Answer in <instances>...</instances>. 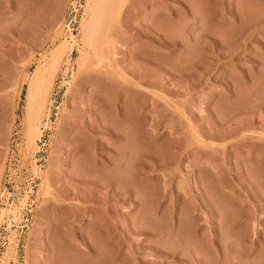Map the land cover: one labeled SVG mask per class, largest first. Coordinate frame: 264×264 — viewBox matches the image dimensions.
Segmentation results:
<instances>
[{
  "label": "rangeland",
  "instance_id": "rangeland-1",
  "mask_svg": "<svg viewBox=\"0 0 264 264\" xmlns=\"http://www.w3.org/2000/svg\"><path fill=\"white\" fill-rule=\"evenodd\" d=\"M95 1L0 0V84L5 85L0 86V264H264V0H100L97 40L114 42L109 49V71L115 90L111 97H116L115 110H120L114 122L121 135L117 134L108 147H97L95 158L103 168L97 165V169L93 168L97 172L90 167L85 173L97 177L99 189L91 184L94 191H103L109 183L120 190L131 189L134 194L130 200L109 199L104 205L93 202L96 196L89 192L96 191L92 192L86 180L78 186L82 185V195L90 196L88 200L65 196L68 190L64 187L59 190L63 184L72 185L68 163L81 153L68 151V141L74 135L65 131L69 121L66 118L77 111V118L84 116L87 121L86 102L93 101L98 106L110 96L97 83H78L84 52L91 48L85 24L91 19L88 8ZM72 47L74 51L70 53L68 48ZM100 68L106 70L104 63ZM46 69L50 86L47 80L45 85L49 87L44 85L41 89L42 97L46 94L42 98L44 112L33 120L40 134L31 139L27 130L29 79L35 70ZM125 95L129 96L128 103ZM84 103L85 115L80 110ZM115 110L107 109L113 113ZM123 110L129 114L126 116ZM139 122L145 124H141L143 129ZM128 123L131 130L126 134L123 128ZM241 126L246 127L239 130ZM217 127L218 131L225 129L217 133ZM210 128L219 139L207 137ZM158 133L162 138L156 140ZM174 137L183 141L177 148L179 155L172 149L176 145ZM91 139L99 144L106 141L101 136ZM162 140L168 142H163L166 147ZM158 141L163 147L158 146ZM237 141L251 143L237 149L233 146ZM159 147L164 155L167 152V157ZM143 149L151 158L144 157ZM141 157L149 168L143 167ZM150 159L159 164L149 165ZM218 163L226 165L227 170H221ZM235 168L240 170L238 178L231 171ZM210 170L217 180L233 177L230 185L236 189H221L227 193L223 198L216 195L214 181L209 182L208 195L214 193V197L205 195L224 209L219 210L224 221L218 217L203 218L198 229L190 231V225L195 223L191 213H197L199 202L206 197H200L203 186L195 174L204 172L206 178ZM251 188H258L261 196L247 200ZM154 208H160L163 220H153ZM138 214L143 221L138 222ZM125 219L147 229L142 234H131L124 228ZM243 220L247 222L242 223ZM228 221L229 227L225 224ZM97 223L115 227L111 235H104L109 240L102 232H96L101 238L94 237ZM219 223L221 228L226 225L227 239ZM90 234L92 247L103 252L98 261L79 248L86 249L84 238ZM213 234L218 235L215 247L210 244ZM195 246H199L198 250ZM239 250L241 260L236 259ZM231 257L236 262H227Z\"/></svg>",
  "mask_w": 264,
  "mask_h": 264
},
{
  "label": "bare ground",
  "instance_id": "bare-ground-1",
  "mask_svg": "<svg viewBox=\"0 0 264 264\" xmlns=\"http://www.w3.org/2000/svg\"><path fill=\"white\" fill-rule=\"evenodd\" d=\"M90 4V3H89ZM99 4H100V0H97V1H95L93 4H91L90 5V7L88 8V9H90V12H91V19H90V21L89 22H87L85 25H87V27H86V31L90 34H88V37L90 38V40H89V42H87L88 44H89V46L91 47V48H89L88 47V44H87V47L89 48V49H87L85 52H84V60L82 59V61H83V63H82V68H81V70H80V73H81V76H80V78L78 79V83H87V82H91V83H97L98 84V86H99V88L105 93V94H110V96L108 97V98H106V100H102V99H100V100H102V101H105V103L104 104H98V106H96V105H94V104H92L93 103V101H91L92 103H90L89 101L88 102H86V107L87 108H85L86 109V111H88V117L89 118H91V119H89L87 116V121L85 120V118H84V116L82 117V116H80L81 118H84V119H81V118H77V114H76V112L75 113H71L66 119H68L69 121L67 122V124H66V121H64L65 122V124L66 125H68V129L67 128H65V126L63 127V128H65V129H67V130H65V131H68V133L69 134H73L74 135V137L73 138H71L68 142H69V144L71 145V147L69 148L70 150H68L69 152L70 151H76V153L77 154H79V152H81L79 155H74V158L73 159H71L70 160V163H68V164H70V168H72L71 170V172H70V179H69V181L70 182H72V185H71V183L70 184H63L64 186H60L59 187V190H60V188L61 187H64L65 188V190H68V191H66V195L65 196H68V197H70V198H72V199H77V200H79V201H82V199L84 200V197L86 198L87 197V199L86 200H88V197H90V196H85L86 195V193H85V195H82V193H80V192H83V191H80L81 190V188H82V185H81V188H79V186H78V184H80V181H82L83 182V180H86L87 182H89V184H90V186H91V184H93V185H95L96 184V187L98 188L99 186H97L98 185V180H97V177H96V179H94V176H87V173H85L86 172V169L87 170H89L88 168H90L91 167V169L92 170H94L93 168H96L97 167V165L98 166H100L101 168H103V165L100 163V160L99 159H96L95 157H96V154H97V151H96V149H97V147H104V145H105V147L107 146V144H109L110 145V143H112L113 141H114V137H116V135L118 134L117 133V130H118V128H119V126H115V124H116V122H114L115 121V119H116V117H118V115H119V113H120V110H118L117 111V109L115 110V108L117 107L116 106V104H115V99H116V97L114 98L113 96V98L111 97V93H114L113 92V90H114V86H113V83H114V80H113V77H112V75H111V73H110V71H109V68L111 67V64H110V62H111V59H110V47L112 46V44L114 43V42H112V40L111 39H109V40H102V42H98L99 40H97V29H99L98 28V22H99V19H98V16H97V14H98V6H99ZM103 9V8H102ZM100 14V13H99ZM100 18H101V14H100ZM109 20V19H108ZM101 21V20H100ZM102 24V23H101ZM101 26V25H100ZM87 28H88V30H87ZM85 29V28H84ZM159 34V33H158ZM105 39V38H104ZM85 48V47H84ZM64 50V49H63ZM68 50H71L70 51V53L72 52V51H74V48L72 47V48H68ZM69 52V51H68ZM131 59V58H130ZM106 62H107V64H106ZM130 62V61H129ZM30 63V62H29ZM101 63H102V66H103V63H104V68L106 69L105 71H103L101 68H100V65H101ZM93 64H95L94 66H93ZM211 64V63H210ZM91 66H93V67H91ZM203 66V65H202ZM39 67V66H38ZM48 67V66H47ZM97 67V68H96ZM128 67V66H127ZM207 67V66H206ZM37 68V67H36ZM46 68V67H45ZM112 68V67H111ZM38 69V68H37ZM41 69V68H40ZM47 70L48 69H46V72H43V70H35V73L34 74H32L31 75V78L29 79L30 81H29V85H28V95H26L27 97V99L26 100H28V126H27V130H28V133H29V135H30V137H31V139H34V137L35 136H37L38 134H40V132H38V128L39 127H37L34 123H33V120H34V117L35 116H37V117H39L38 115H41L42 114V112H44L43 111V108H44V101H43V97H44V95L46 96V94H43V97H42V87L46 84L45 82H47V80H49L48 78L46 79V76L47 75H45L46 73H47ZM45 71V70H44ZM52 72H54V71H52ZM203 72V71H202ZM50 73V72H49ZM165 73H166V70H165ZM170 74V73H169ZM27 75V74H26ZM172 75H173V73H172ZM176 75V74H175ZM184 75V74H183ZM182 75V76H183ZM188 75V74H187ZM200 75V74H199ZM158 76V75H157ZM170 76V75H169ZM50 77V76H49ZM164 77V76H163ZM180 77V76H179ZM192 77H193V74H192ZM197 77L198 76H196V79H197ZM202 77V76H201ZM200 77V78H201ZM52 78V77H51ZM158 79H159V77H157ZM177 78V77H176ZM181 78H183V77H181ZM188 78V77H187ZM191 78V77H190ZM194 79V78H193ZM10 80V79H9ZM185 80V79H184ZM190 80V79H189ZM198 80H199V78H198ZM8 81V80H7ZM171 81V80H170ZM181 81V80H180ZM10 82V81H9ZM172 82V81H171ZM190 82H192V81H190ZM7 83V82H6ZM49 83H50V80L48 81V85H49ZM174 83H176V82H174ZM181 83V82H180ZM199 83V82H198ZM129 83H127V86H126V84H125V86H126V88L127 89H129V85H128ZM160 84V83H159ZM178 84V83H177ZM200 84V83H199ZM2 85H4V84H2ZM1 84H0V86H2ZM7 85V84H6ZM162 85V84H161ZM176 85V84H175ZM185 85V84H184ZM5 86V85H4ZM3 86V87H4ZM46 86V85H45ZM50 86V85H49ZM49 86H46V88H48ZM157 86V85H156ZM190 86V85H189ZM175 87V86H174ZM176 87H178L177 85H176ZM45 88V89H46ZM131 88V87H130ZM171 88V87H170ZM179 88V87H178ZM172 89V88H171ZM48 90V89H47ZM47 90L45 91V92H47ZM36 91H38V93L36 92ZM115 91V90H114ZM172 92V91H171ZM178 92V91H177ZM37 93V94H36ZM170 94H172V93H170ZM175 95V94H174ZM45 98V97H44ZM125 103H128L129 102V96H126L125 95ZM98 101V100H97ZM102 101H101V103H102ZM43 103V104H42ZM262 103V102H261ZM97 104V103H96ZM27 105V104H26ZM128 105V104H127ZM83 107V108H82ZM81 108H80V110H82V113H83V115H85V113H86V111L85 110H83L84 109V107H85V103L83 104V106H82ZM127 108H128V106H126ZM77 108V107H76ZM110 108H113L115 111H114V113L113 112H109V111H107V109H110ZM262 108V107H261ZM79 109V108H78ZM118 109H120V108H118ZM75 110V109H74ZM124 111V110H123ZM218 111V110H217ZM257 111V110H256ZM128 112V111H127ZM126 111H124V113H125V115L127 116L129 113H127ZM79 113L81 114V112L79 111ZM127 113V114H126ZM214 113V112H213ZM217 113V112H216ZM87 114V113H86ZM218 114V113H217ZM219 114H220V112H219ZM238 114V113H237ZM227 115H228V113H227ZM27 116V115H26ZM93 116V117H92ZM125 116V118H126V121L125 122H128L127 121V117ZM37 117H36V120H37ZM79 117V116H78ZM213 117V116H212ZM217 117V116H216ZM222 117H225V115L223 116L222 115ZM241 117H243V116H241ZM257 117V116H256ZM260 117V116H259ZM245 118V117H244ZM263 118V117H262ZM65 119V120H66ZM158 119H159V117H158ZM213 119V118H212ZM227 119V118H226ZM225 119V120H226ZM229 119V118H228ZM259 119V118H258ZM90 120V121H89ZM147 120V119H146ZM224 120V122H226ZM257 120V119H256ZM35 121V120H34ZM39 121V120H38ZM78 121H79V123L80 124H78ZM145 121V120H144ZM143 121V122H144ZM154 121V120H153ZM157 121V120H156ZM212 121V120H211ZM218 121V120H217ZM216 121V122H217ZM238 121V120H237ZM242 121V120H241ZM247 121V120H246ZM260 121V120H259ZM27 122V121H26ZM132 122V121H131ZM130 122V123H131ZM142 122V123H143ZM223 122V123H224ZM233 122V121H232ZM262 122H263V120H262ZM77 123V124H76ZM141 122H139L138 124H140V128H142L143 129V127L145 126V122L143 123V127H142V124ZM209 123H211V122H209ZM220 123V122H219ZM222 123V124H223ZM241 123H243V122H241ZM37 124V123H36ZM64 124V123H63ZM147 124V123H146ZM215 124V123H214ZM244 124V123H243ZM251 124V123H250ZM38 125V124H37ZM126 125V127L124 126V128L123 129H126V132L124 131V133H126V134H128V133H130V132H128V130L130 131L131 129H130V124L128 123V125L127 124H125ZM132 125V124H131ZM135 125V124H134ZM133 125V126H134ZM219 125V124H218ZM225 125H227V124H225ZM244 125H246L247 126V124H244ZM260 125H263V124H260ZM238 126V125H237ZM245 126V127H246ZM256 126V125H255ZM116 127H118L117 128V130H116ZM132 127V126H131ZM138 127V126H137ZM219 127H221V126H219ZM245 127L244 126H241L240 128H239V130H243V128L245 129ZM192 128V127H191ZM215 128V127H214ZM222 128V127H221ZM221 128H219V129H221ZM62 129V128H61ZM60 129V130H61ZM162 129V128H161ZM193 129V128H192ZM216 129V128H215ZM223 129H225V128H223ZM223 129H221L220 131H222ZM235 129V128H234ZM27 130H26V132H27ZM63 130V129H62ZM120 130V129H119ZM118 130V131H119ZM133 130H135V129H133ZM132 130V131H133ZM214 130V129H213ZM229 130V129H228ZM230 130H232V128L230 129ZM237 131H238V129H236ZM209 131H211V128H210V130ZM220 131H218V127H217V133H219ZM62 132V131H61ZM64 132V131H63ZM144 132V131H143ZM205 132V131H204ZM246 132V131H245ZM66 133V132H65ZM138 133V132H137ZM176 133V132H175ZM197 133V132H196ZM223 133V132H222ZM229 134H230V132H228ZM234 133H236V132H234ZM67 134V133H66ZM182 134V133H181ZM206 134V133H205ZM207 134H209V133H207ZM233 134V133H232ZM118 135H121V134H118ZM117 135V136H118ZM142 135V134H141ZM224 135H226L225 133H224ZM92 136H101V137H103L104 139H106V141L105 142H103V143H97V141L95 142V140H92L91 139V137ZM126 137H127V135H125ZM131 136V135H130ZM142 136H144V135H142ZM162 135H160L159 133L158 134H155V136H154V139L156 138V140L159 138V137H161ZM223 136V135H222ZM29 137V138H30ZM144 137H146V136H144ZM168 137V136H167ZM172 137V136H171ZM207 137H209L210 139L212 138V139H214V138H218L219 139V135H217L214 131L212 132L211 131V133L209 134V135H207ZM214 137V138H213ZM139 138V137H138ZM153 138V137H152ZM162 138V137H161ZM177 138V137H176ZM175 137H174V139H172L173 141L174 140H176L175 142V144L176 145H174L173 146V148L171 147V145L173 144V142H172V144L171 145H169V147H171L172 149H174L175 150V152H176V150H177V154H178V150L180 149L179 147L181 146L180 144L183 142H181V139H176ZM75 139H77V140H75ZM168 139V138H167ZM226 139V138H225ZM127 140V139H126ZM129 140V139H128ZM139 140V139H138ZM140 140H141V138H140ZM143 140V139H142ZM160 140V139H159ZM242 140V139H241ZM67 141V140H66ZM131 140H129V142H130ZM169 141V140H168ZM242 141H244V140H242ZM242 141H237V142H235L234 143V148H237V149H240V148H242L243 146H245V144H250V143H245V142H242ZM142 141H140V143H141ZM163 142H165V141H161V144H163L165 147H166V145H165V143H167V145H168V142H165V143H163ZM170 142V141H169ZM181 142V143H180ZM148 143V142H147ZM160 142L158 141V144H159ZM264 143V142H263ZM263 143H261L262 144V146L264 145ZM127 144V143H126ZM142 144V143H141ZM154 144H155V142H154ZM254 144V143H253ZM133 145V144H132ZM135 145V144H134ZM152 145V144H151ZM163 145H158V146H162L163 147ZM256 146H257V148H258V144H255ZM153 146V145H152ZM154 146H156L157 147V145L155 144ZM253 146V145H252ZM89 147V148H88ZM91 147V148H90ZM108 147V146H107ZM128 147V146H127ZM126 147V149H128ZM132 147V146H131ZM143 147V146H142ZM164 147V148H165ZM168 147V148H169ZM260 147V146H259ZM137 148V147H136ZM139 148V147H138ZM137 148V149H138ZM144 148V147H143ZM155 148V147H154ZM158 148V147H157ZM177 148H179V149H177ZM134 149V148H133ZM159 149H160V151H162L161 149L162 148H160L159 147ZM172 149H169V152H170V150L173 152V150ZM258 149H260V148H258ZM257 149V150H258ZM135 151H136V149H134ZM139 150V149H138ZM156 150V149H155ZM262 150V149H261ZM140 152H141V150H139ZM146 151H147V149H145V152H144V149H143V153H146ZM160 151H158V153L160 152ZM167 151H168V149H167ZM121 152H123V151H121ZM130 153L132 152L131 151V149H130V151H129ZM168 152V153H169ZM179 152H180V150H179ZM208 152V151H207ZM230 152V151H229ZM260 152V151H259ZM125 153V152H124ZM134 153V152H133ZM161 153V152H160ZM132 154V153H131ZM137 154V153H136ZM135 154V155H136ZM140 154V153H139ZM138 154V155H139ZM153 154V153H152ZM152 154H150L151 156H152ZM162 155H164V151H162V153H161ZM180 154V153H179ZM178 154V155H179ZM122 154H120V156H121ZM142 155V154H141ZM165 155H167V152L165 153ZM164 155V156H165ZM177 155V156H178ZM129 156V155H128ZM134 156V154H132L131 155V157H133ZM147 156H149V154H148V152L146 153V156L144 155V157L146 158ZM155 156V155H154ZM154 156H153V158H154ZM156 156H158V155H156ZM155 156V157H156ZM163 156V157H164ZM174 156H175V154L173 155V158H174ZM221 156V155H220ZM122 157V156H121ZM126 157V156H125ZM136 157V156H135ZM165 157H167V156H165ZM164 157V160H166L167 158H165ZM176 157V156H175ZM123 158V157H122ZM121 158V159H122ZM128 158V157H127ZM144 158V159H145ZM148 158H151L150 156L148 157ZM171 158V157H170ZM217 158V157H216ZM129 159V158H128ZM130 159H132V158H130ZM136 159V158H135ZM138 159V158H137ZM142 157H141V161H142ZM143 159V161H145ZM220 159V157L218 158V160ZM227 159V158H226ZM125 160V159H124ZM147 160V159H146ZM149 160V159H148ZM147 160V161H148ZM222 160H224L223 158H222ZM122 161V160H121ZM121 161H120V163H121ZM142 161V162H143ZM155 161H157L156 163H157V165L159 164L158 162V160H156L155 159ZM170 161V160H169ZM177 161V160H176ZM256 161V160H255ZM259 161V163H262L261 161H263V159H261V160H258ZM128 162V163H127ZM126 163L129 165V162H131L130 160L129 161H127ZM135 162H138V161H135ZM146 162V161H145ZM150 164L149 165H151L152 164V166H157L156 165V163L154 164L153 163V159L151 160L150 159ZM166 162L167 161H165V165H166ZM174 163V162H173ZM219 164V166H220V169L221 170H223V171H225V169L227 170V167L225 168L224 166H226V165H220V163H218ZM217 164V165H218ZM229 164V163H228ZM258 164V163H257ZM142 165H143V167H145L146 165H145V163L143 162L142 163ZM69 166V165H68ZM240 166V165H239ZM147 167H148V165H147ZM146 167V168H147ZM150 167V166H149ZM148 167V168H149ZM249 167H251L250 165H249ZM98 168V167H97ZM96 168V169H97ZM240 168V167H239ZM140 169H143L144 171H146V169L145 168H140ZM198 169V168H197ZM101 170V169H100ZM142 170V171H143ZM250 170V169H249ZM95 171V170H94ZM103 171V170H102ZM106 171H107V168H106ZM143 171V172H144ZM198 171H199V173H201L200 171H201V169L199 168L198 169ZM231 171H233L235 174L234 175H236L237 174V178H238V171H240V170H236V168L234 169V170H231ZM230 171V172H231ZM91 172H93V171H91ZM90 172V173H91ZM95 172H97V171H95ZM94 172V173H95ZM101 172V171H100ZM207 172V171H206ZM209 172V174H207L206 173V175L205 176H207L206 178L204 177V175H202L204 172H202V176L200 175V174H195V176L199 179V181H201L202 182V184H200V182L199 181H197L196 180V177H195V181H197V183H196V185H199L200 184V186H201V188H202V186H203V190L204 191H202V189L200 190L199 189V191H201V195H200V197H202L203 195H208L209 194V192H211V188H210V190L208 189L211 185H209V182H211L210 184H213L212 183V181H214V184H216L215 186H217L216 188L218 189V192H216V195L218 196H220V197H223V196H225V195H227V193H225V192H221V189H223L224 187H228L227 189H236L235 187H234V185L233 184H231L230 185V181H232L231 179H233V177L230 179V180H228V181H225V180H217L216 178H215V174L210 170V171H208ZM212 172V173H211ZM248 172V171H247ZM247 172H244L245 173V175L247 174ZM198 173V172H197ZM211 173V174H210ZM227 173H229V172H227ZM240 173V172H239ZM242 173V172H241ZM92 174V173H91ZM128 174V173H127ZM126 174V175H127ZM205 174V173H204ZM233 174V173H232ZM231 173H230V175H232ZM249 174V173H248ZM94 175V174H93ZM129 175V174H128ZM97 176V175H96ZM249 176V175H248ZM251 176V175H250ZM125 177V176H124ZM131 177V176H130ZM241 177V174H239V178ZM247 177V176H246ZM252 177V176H251ZM127 178V177H126ZM125 178V181L126 180H128L129 179V177H128V179H126ZM211 178V179H210ZM241 178H243V177H241ZM99 179V178H98ZM122 179V178H121ZM132 179V178H131ZM247 179V178H246ZM250 179V178H249ZM118 180V179H117ZM130 180V179H129ZM262 180H263V178H262ZM56 181V180H55ZM99 181H100V179H99ZM215 181L217 182V183H215ZM237 181V183H239L240 184V182L241 181H238V180H236ZM58 182V181H57ZM81 182V183H82ZM85 182V181H84ZM199 182V183H198ZM207 183V185H206V183ZM67 183V182H66ZM102 183V182H101ZM242 183V182H241ZM246 183V182H245ZM255 183V182H254ZM89 184L87 183V185L89 186ZM104 184V183H103ZM109 184V183H108ZM105 184L104 185V190L103 191H99V190H95L96 191V193L95 194H93V193H91V191L89 192L90 194H92L93 196H96V200L95 201H93V202H95V203H100V204H102V205H104L106 202H110L109 201V199H111V200H115V201H120L121 199L122 200H130V199H132L133 197H134V194L132 193V191H131V189H128V188H123V189H118V187L116 186V188H115V186H113V184ZM247 184H250V183H247ZM263 184V183H262ZM60 185V184H59ZM65 185H67L66 187H65ZM92 185V186H93ZM208 185H209V187H208ZM85 186V185H84ZM92 186H91V190H92V192L94 191L93 189L95 188L94 186H93V189H92ZM199 186V187H200ZM213 186V185H212ZM250 186H251V184H250ZM57 187V186H56ZM100 187H101V185H100ZM121 187V186H120ZM242 187V186H241ZM90 188V187H89ZM102 188V187H101ZM212 188H215V187H212ZM255 188V187H254ZM254 188H251V190H250V193L248 192V195H247V197H245L247 200H251V199H253L254 200V198H256V197H260L261 195H259L260 194V192L258 191V190H256V189H258V188H256V189H254ZM61 189H63V188H61ZM83 189V188H82ZM99 189V188H98ZM118 189V190H117ZM239 189V188H238ZM57 190V189H56ZM64 190V191H65ZM86 190H88V189H86ZM120 190V191H119ZM142 190V189H141ZM207 190V191H206ZM260 190H261V188H260ZM63 190H61V191H59V192H62ZM94 191V192H95ZM247 191V190H246ZM139 192V191H138ZM208 192V193H207ZM213 192V191H212ZM58 193V192H57ZM88 193V194H89ZM161 193V192H160ZM247 193V192H246ZM61 194V193H60ZM64 194L65 193H63V195H61V196H63L64 197ZM89 194V195H90ZM140 194V193H139ZM214 194V193H213ZM213 194H210V195H208V196H210V197H212L211 195H213ZM137 195V194H136ZM205 195V196H206ZM83 196V197H82ZM161 195H159V196H156L158 199L159 198H161L160 197ZM208 196H206L205 197V199H203V202H199V208L198 209H196L197 211V213H195V214H192L191 212V217L194 219V221H195V223H192V225H190L191 227L188 229V230H192L193 231V229H196L197 228V226H200L199 225V221L201 220V219H203V218H207V219H215L216 217H218L219 219L222 217V215H220L221 213H219V210H220V212L222 211V210H224L223 208L221 209V207L219 208V207H217L216 206V204H214L213 203V201L211 202L209 199H208ZM216 196V197H217ZM244 196H246V195H244ZM62 197V198H63ZM92 197V196H91ZM142 197H144V196H142ZM149 197V196H148ZM155 197V198H156ZM200 197H195L196 199L198 198H200ZM213 197H214V195H213ZM152 198V197H151ZM224 198V197H223ZM226 198H227V196H226ZM93 199V197L91 198V200ZM143 199V198H142ZM156 200L154 203L152 202V200H151V202L153 203V205L154 204H156L157 202L159 203V200ZM212 199V198H211ZM214 199V198H213ZM221 199V198H220ZM220 199L218 198V200L220 201ZM264 199V198H263ZM71 200V199H70ZM86 200H85V202H86ZM90 200V201H91ZM108 200V201H107ZM133 200H135V199H133ZM201 200V199H200ZM216 200V199H215ZM223 200V199H222ZM246 200V201H247ZM145 201V200H144ZM148 201V200H147ZM217 201V200H216ZM241 201V200H240ZM233 202V201H232ZM244 202V201H243ZM141 203V202H140ZM145 203V202H144ZM157 203V204H158ZM195 203V202H194ZM217 203H220V202H217ZM224 203V202H223ZM235 203V202H234ZM67 204V203H66ZM136 204V203H135ZM146 204V203H145ZM157 204H156V206H157ZM253 204V203H252ZM238 205V204H237ZM240 205V204H239ZM254 205V204H253ZM146 206V205H145ZM155 206V205H154ZM153 206V207H154ZM155 206V207H156ZM224 206V205H223ZM217 207V210L215 209ZM254 207V206H253ZM76 208V207H75ZM158 208V207H157ZM241 209H242V207H240ZM252 208V207H251ZM65 209V208H64ZM143 209V208H142ZM146 209V208H145ZM247 209H248V207H247ZM106 210V209H105ZM150 210V209H149ZM153 210V209H152ZM155 210V211H154ZM154 214H153V212H152V214L155 216V219H153V215H152V219L153 220H156V221H158L159 222V219H160V221L161 220H163V219H161V218H163V217H161V216H163V215H161V211H160V208H159V210H157L156 208H154ZM237 210V209H236ZM243 210H245V207H243ZM101 211V210H100ZM144 211V210H143ZM160 211V212H159ZM185 211H186V209H185ZM188 211V210H187ZM194 211V210H193ZM192 211V212H193ZM246 211V210H245ZM142 212V211H141ZM248 212H249V210H248ZM247 211H246V213H248ZM210 213H213V215H209ZM226 213V212H225ZM84 214V213H83ZM141 215V214H140ZM139 214H138V220L140 219V216ZM145 215V214H144ZM82 216V215H81ZM135 216V215H134ZM150 216V215H149ZM142 217H144V219H145V216H143V212H142ZM161 217V218H160ZM78 218H79V216H78ZM125 218V217H124ZM135 219H137V217H134ZM228 218V217H227ZM131 219H133V218H131ZM135 219H133V222H134V220ZM144 219H140V220H144ZM230 219V218H229ZM238 219V218H237ZM140 220L138 221V222H140ZM216 220V219H215ZM220 220H223L224 221V218L223 219H220ZM236 220V219H235ZM235 220L234 221H230V223L232 224L233 222H235ZM239 220V219H238ZM142 221H141V223H142ZM145 221H146V219H145ZM193 221V222H194ZM226 221V220H225ZM237 221V220H236ZM239 222V221H238ZM247 222V220H243V222L242 223H246ZM191 223V222H190ZM223 223V222H222ZM229 223V221L226 223L225 222V224L227 225V224H230ZM124 224L126 225L124 228H126L125 230L126 231H128L129 233H144V229H143V226H140L141 224H136V223H132V222H129L127 219H125V222H124ZM143 224V223H142ZM220 224V223H219ZM173 225V224H172ZM221 225L222 224H220V225H218L220 228H221ZM223 225H224V223H223ZM225 225V226H226ZM184 226H186L185 224H184ZM223 227V228H221L222 229V231L221 232H223V235L225 234V232L224 231H226L225 230V228H227V227ZM228 227H229V225H227ZM230 226H232V225H230ZM217 227V226H216ZM113 228H115V227H111V226H107V224H102V223H97L96 224V227H95V229H94V232L95 233H93V235H94V237H96L97 235H96V232L98 233V232H102V233H104L103 234V237H105L104 235H107L108 236V234H110L111 232H113ZM123 228V229H124ZM154 228V227H153ZM160 228V227H159ZM182 228V227H181ZM147 229V228H146ZM145 229V230H146ZM198 229V228H197ZM212 229H213V227H212ZM92 230V229H91ZM156 231H159V229L157 230V228L155 229ZM181 230V229H180ZM180 230L179 231H177V232H180ZM187 230V231H188ZM124 231V230H123ZM154 231V230H153ZM183 231V230H182ZM125 232V231H124ZM147 232V231H146ZM150 232V231H149ZM148 232V233H149ZM159 232H161L160 234H159V236H161V237H163L162 235H163V233H162V231H159ZM165 232V231H164ZM229 232V231H228ZM165 233H167V232H165ZM183 233V232H182ZM189 233V232H188ZM205 233V232H204ZM207 233V232H206ZM146 234V233H145ZM191 234V233H190ZM227 234V233H226ZM93 235L92 234H90L89 236H85V238H84V240L86 241V243L84 244V246H85V248L86 249H82L80 246H79V248H80V250H82L84 253H85V255H92L91 257V259H97V261L100 259V250L101 249H99V248H97V246H93L92 247V245H94L93 243L94 242H91L90 240H92V238H93ZM99 236H101L100 234H98ZM111 235V234H110ZM144 235V234H143ZM170 235V234H169ZM193 235H195V233L193 234ZM202 235H204V234H202ZM201 235V236H202ZM206 235V234H205ZM204 235V236H205ZM214 235V237L211 239V242L212 243H210L211 245H213L214 247H215V245L217 244V243H219V242H217V240H216V236H218V235H216V234H213ZM221 235V234H220ZM99 236H97V237H99ZM185 236V235H184ZM204 236H202V238L204 237ZM195 237V236H194ZM220 237V236H219ZM99 238H101V237H99ZM105 238H107V237H105ZM104 238V239H105ZM205 238V237H204ZM220 238H222V237H220ZM224 238H226V236L224 235ZM228 238V237H227ZM226 238V239H227ZM83 239V238H82ZM103 239V238H102ZM108 239V238H107ZM112 239V238H111ZM190 239H192V238H190ZM195 239V238H194ZM201 239V238H200ZM225 239V240H226ZM95 240V239H94ZM93 240V241H94ZM96 240H98V239H96ZM109 240V239H108ZM161 240V239H160ZM221 240V239H220ZM107 241V240H106ZM112 241V240H111ZM122 241V240H121ZM159 241V240H158ZM158 241H156L158 244H159V242ZM188 241V240H187ZM207 241V240H206ZM209 241V240H208ZM222 241H224V239L222 238ZM102 243H103V241H102ZM104 243H106L105 242V240H104ZM111 244H113V245H115V246H118L117 244H115V243H113V242H110ZM189 243V242H188ZM222 243V242H221ZM199 244V243H198ZM201 244V243H200ZM199 244V245H200ZM97 245V244H96ZM112 245V246H113ZM160 245V244H159ZM220 245V244H219ZM156 246V245H155ZM154 246V247H155ZM95 247V248H94ZM114 247V246H113ZM119 247V246H118ZM117 247V248H118ZM157 247V246H156ZM195 247H197V246H195ZM199 247V246H198ZM198 247H197V250H198ZM201 247V246H200ZM97 249V250H95V251H93L92 249ZM172 248V247H171ZM111 249V248H110ZM113 249V248H112ZM162 249V248H161ZM170 249V248H169ZM241 249H242V246H241ZM248 249V248H247ZM78 250V249H77ZM79 250V252H81ZM115 250V249H114ZM199 250H200V248H199ZM203 250V249H202ZM237 250V249H236ZM242 250H244V249H242ZM242 250L238 253L239 254V256L237 257V256H235L236 254H234V256H235V258L237 259V260H241V253H242ZM106 251V250H105ZM159 251V250H158ZM166 251V250H165ZM172 251V250H171ZM198 252V251H197ZM202 252V251H201ZM236 252V251H235ZM101 253H103V252H101ZM107 253V252H106ZM108 253H109V249H108ZM166 253V252H165ZM169 253V252H168ZM172 253V252H171ZM171 253H170V255H171ZM216 253V252H215ZM244 253V252H243ZM78 254V253H77ZM162 254H163V252H162ZM222 254H224V253H222ZM230 254V253H229ZM232 254V253H231ZM80 255H82L81 253H80ZM173 255V254H172ZM200 255V254H199ZM201 255H202V253H201ZM226 255V254H225ZM94 257V258H93ZM101 257H102V255H101ZM128 257V256H127ZM169 257V256H168ZM228 257V256H227ZM194 258H196L195 259V261L197 260V256L195 255V253H194V257H193V259ZM226 258V257H225ZM235 258H233V257H231V259L228 261L227 260V262H236V259ZM240 258V259H239ZM131 259V258H130ZM199 259V258H198ZM211 259V258H210ZM215 259V258H214ZM235 259V260H234ZM89 260H90V258H89ZM127 260H129V258L127 259ZM192 260V259H191ZM205 260V259H204ZM93 261V260H92ZM107 261V260H106ZM126 261V260H125ZM130 261V260H129ZM132 261V260H131ZM94 262V261H93ZM100 263H101V261H99ZM108 262V261H107ZM106 262V263H107ZM126 262H128V261H126ZM192 262V261H191ZM98 263V262H97ZM123 263V262H122ZM131 263V262H130ZM210 263H211V261H210ZM226 263V262H225ZM225 263H223V264H225ZM208 264H209V262H208Z\"/></svg>",
  "mask_w": 264,
  "mask_h": 264
}]
</instances>
